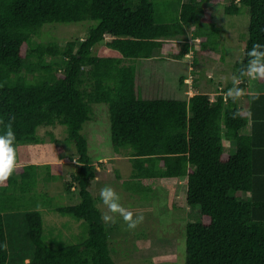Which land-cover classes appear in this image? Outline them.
<instances>
[{
    "label": "trees",
    "instance_id": "16d2710c",
    "mask_svg": "<svg viewBox=\"0 0 264 264\" xmlns=\"http://www.w3.org/2000/svg\"><path fill=\"white\" fill-rule=\"evenodd\" d=\"M216 1L184 0L175 20L158 17L154 0H0V119L15 117L17 159L16 170L0 186V244H7L6 250L0 248V264L10 258L4 211L24 204L20 217L34 245L30 259L23 256L25 263L118 264L111 225L101 220L89 189L97 167L83 126L93 102L108 103L114 147L130 155L128 188L164 181L175 191L178 178L187 177L186 202L201 216L186 224V264H264V91L249 90L250 79L244 78L243 103L201 91L188 98L149 95L135 62L153 56L191 23L203 36L202 48L210 49L203 25L211 20L209 4ZM243 6L250 11L249 36L236 75L253 43L264 44V0H230L225 11L238 13ZM83 20L96 21L84 37L65 44L56 37L40 39L46 23ZM192 50L199 51L186 40L176 57ZM237 108L242 115L233 119ZM58 124L66 126V140L78 153L80 166L65 184L67 190L78 189L79 201L55 210L89 224L85 241L63 246L45 239L41 211L28 208L44 170L39 148L30 145L43 140L40 127ZM55 178L51 170L45 177Z\"/></svg>",
    "mask_w": 264,
    "mask_h": 264
},
{
    "label": "rangeland",
    "instance_id": "374dc122",
    "mask_svg": "<svg viewBox=\"0 0 264 264\" xmlns=\"http://www.w3.org/2000/svg\"><path fill=\"white\" fill-rule=\"evenodd\" d=\"M183 1L154 0L158 17L178 19ZM227 4H230V0H218L209 4L211 20L203 25V30L208 33L210 49L202 48L203 36L197 33L198 25L191 23L186 25L185 32L170 36L172 41L162 49L157 48L153 56L136 59L145 93L188 98L194 92L201 91L216 98L219 92L215 90H221L216 82L220 81L222 88L227 87L234 75L237 61L244 54L250 24L248 6H243L238 13H227ZM95 22L83 20L46 23L40 39L48 41L49 37H56L60 43L65 44L69 38L87 35L89 27ZM211 23H215L216 27L212 28ZM110 37L111 34L107 35V39ZM186 40L197 50L200 48L195 52L196 61L194 52L176 57L177 51L182 49ZM212 44H217V51H211L214 50L211 48ZM189 75L187 83L186 80L180 81L182 77ZM194 80H197L196 83H193ZM249 90L264 91V81L250 79ZM244 101L242 97L241 103ZM91 114V118L84 123L83 133L87 137L89 153L97 167L96 178L89 187L96 198L97 206L101 210L104 208L99 191L105 185H111L120 195L121 203L125 207L143 215V222L135 230H127L119 216L116 217V223L108 224L111 225L110 246L114 259L118 264H186V224L188 221L200 219L201 216L197 207H191L186 202L187 177L178 178L175 191L164 181H149L143 187L128 188L132 184L128 183V178L133 172V166L130 155L124 148L114 147L108 103L93 102ZM39 133L43 140L30 146L39 148L40 169L44 170L34 189V204L28 208L35 207L32 209L41 211L44 237L52 245L81 243L88 238V222L55 210L56 206L79 201L78 189L67 190L65 184L80 166L76 146L73 141L66 140L65 125L43 126ZM226 144L233 147L230 141L226 140ZM48 162L55 164L48 165ZM50 170L56 174V178L46 180ZM45 193L51 196V205H47L48 198ZM30 194L27 193L26 196L29 197ZM24 205L4 211L10 249L8 264H27L23 256L28 255V261L33 255L34 245L29 239L26 220L20 217L26 209Z\"/></svg>",
    "mask_w": 264,
    "mask_h": 264
},
{
    "label": "clouds",
    "instance_id": "9594fccd",
    "mask_svg": "<svg viewBox=\"0 0 264 264\" xmlns=\"http://www.w3.org/2000/svg\"><path fill=\"white\" fill-rule=\"evenodd\" d=\"M191 52H193V50L188 51L186 55ZM247 57V64L238 70V75L234 74L231 77L232 86L228 88L227 91L222 88L220 81L216 82L218 84L217 87L221 90L217 89L215 91L219 92V94L224 93L223 98L225 102L231 100L233 104H236L243 96L248 94L246 90L240 86L244 78L264 80V44L254 42L252 48L247 52ZM188 77H190V75L184 76V81L186 80L185 83H187ZM211 77L213 76L211 75ZM254 98L258 99L259 94H254ZM241 115V110L237 108L232 113V118L236 119L241 117ZM14 120L15 117L9 118L7 122L0 119V125L4 127V131L0 133V186L6 185V182L17 168L15 148L16 134L13 128ZM99 198L104 206L101 210V220L105 224L116 223V217L119 216L123 219L127 230H135L143 222V215L134 213L131 209L125 207L121 203L120 195L111 185H105L100 189ZM0 248L6 250V242L0 244Z\"/></svg>",
    "mask_w": 264,
    "mask_h": 264
},
{
    "label": "crops",
    "instance_id": "0c3cea01",
    "mask_svg": "<svg viewBox=\"0 0 264 264\" xmlns=\"http://www.w3.org/2000/svg\"><path fill=\"white\" fill-rule=\"evenodd\" d=\"M214 89H216V87H215ZM214 89H212V90H214ZM253 92H254V91H253ZM255 92H259V91H255ZM249 128H250V125H248V128H247L246 130L248 131ZM227 141H229V140H227ZM230 144H231V142H230Z\"/></svg>",
    "mask_w": 264,
    "mask_h": 264
}]
</instances>
